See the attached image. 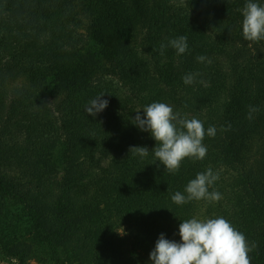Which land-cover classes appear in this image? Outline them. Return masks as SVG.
Wrapping results in <instances>:
<instances>
[{"label": "trees", "instance_id": "16d2710c", "mask_svg": "<svg viewBox=\"0 0 264 264\" xmlns=\"http://www.w3.org/2000/svg\"><path fill=\"white\" fill-rule=\"evenodd\" d=\"M247 2L0 0V161L26 162L17 180L0 177V212L19 207L46 254L32 255L36 264H153L161 233L180 242L182 221L219 216L256 244L251 264H264V166L251 165L264 149V40L243 37ZM136 26L143 51L126 42ZM181 35L188 49L177 54L169 41ZM189 73L199 75L186 85ZM102 93L108 106L87 114ZM152 102L205 130L222 124L205 135L204 159L185 158L175 173L156 160L155 139L134 123ZM250 106L259 109L251 120ZM133 146L148 155H133ZM58 149L69 166L62 182ZM209 168L219 174L209 188L219 201L173 202ZM24 247L14 255L28 257Z\"/></svg>", "mask_w": 264, "mask_h": 264}, {"label": "clouds", "instance_id": "9594fccd", "mask_svg": "<svg viewBox=\"0 0 264 264\" xmlns=\"http://www.w3.org/2000/svg\"><path fill=\"white\" fill-rule=\"evenodd\" d=\"M242 15L244 39L251 42L264 40V4L248 0ZM169 44L177 54H184L188 49L187 37L184 35L171 39ZM165 47L164 44L160 45L161 54ZM197 60H207L211 63L205 56H198ZM197 75L199 73H189L183 77V82L186 85L192 84ZM104 94L90 100L85 107L87 114L95 117L108 106L109 101L102 99ZM258 111L257 107L250 106L247 118L251 120L252 114ZM134 123L141 130L151 133L156 141V146L152 149L156 160L170 173L178 172L185 158L204 159L207 155V147L203 144L204 137H214L217 131L215 126H209L205 130L203 121L196 117L189 119L174 112L173 107L164 102L146 105L143 108V116L138 110ZM228 128H231L230 124ZM130 151L133 155L145 157L149 149L133 146ZM218 179L219 174L214 173L211 168L197 173L196 177L187 183L184 193L177 191L171 199L178 205L201 199L209 202L219 201L222 198L219 192H209V188ZM120 233L124 234V230ZM179 236L181 240L177 242L165 238L163 233L160 234L155 248L150 253L153 264H251L249 253L256 248L254 242L249 245L244 233L222 216L184 220L179 224Z\"/></svg>", "mask_w": 264, "mask_h": 264}, {"label": "rangeland", "instance_id": "374dc122", "mask_svg": "<svg viewBox=\"0 0 264 264\" xmlns=\"http://www.w3.org/2000/svg\"><path fill=\"white\" fill-rule=\"evenodd\" d=\"M83 29V28H82ZM140 27H135L132 30V35L130 39L126 38V42L128 44L132 45L134 48H137L139 51H143L144 49H147L144 45L138 44L140 39L142 40V35L138 36ZM82 33H86L85 28L82 30ZM140 32H142L140 30ZM139 37V38H138ZM254 50V48H251ZM141 53H146V50ZM253 58V57H252ZM22 81V80H20ZM218 130L216 132H223V126L221 123L217 124ZM263 134V132H261ZM220 134V133H219ZM224 134V133H223ZM254 144V141H253ZM258 144H260V141L258 140ZM57 149V147L55 148ZM61 151V154L59 152ZM63 154L62 149H58L56 155H54V158L56 156L57 160H55L56 164H58L59 170L56 172V178L59 180V182H62L63 177H65L66 170L69 169V166L67 165V159L64 157H61ZM258 154V153H257ZM67 157V154H66ZM54 161V159H53ZM5 162L4 161H0ZM89 163L90 160L87 161L86 167L89 169ZM3 165V170L0 172V177L1 179H9L10 177L12 178V181L17 180L15 176L21 177V172L23 167L25 166L26 162L22 160V164H19L17 166L13 165H8L4 164ZM251 165L256 166L257 169L261 168L263 169L264 166V149H261L257 157L251 161ZM94 166V164H93ZM26 167V166H25ZM24 167V168H25ZM93 173H98L101 170L95 171L94 169ZM55 176V174H53ZM90 180L89 175L85 178V181ZM60 188V187H59ZM59 188L56 187L55 192H59ZM50 198V197H49ZM55 199V196H53ZM52 205L54 206L53 202ZM119 233L120 231H123L122 228H119ZM33 238V235L31 234L30 228H29V223L27 220L23 218V215L21 214V211L18 206H14L11 203H8L7 206H5L1 212H0V264H36L37 258L35 256H40L42 258V255L46 257L44 249L41 248V245L36 242ZM5 244V245H4ZM25 246L24 249L29 251V256L28 257H21L22 255H14V252H19L17 251L16 247H21ZM11 248L12 252L9 250ZM74 250V249H73ZM73 250L71 251L73 253ZM35 255V256H32ZM17 256V257H15ZM23 260L24 263H23ZM65 264H71L70 262H67Z\"/></svg>", "mask_w": 264, "mask_h": 264}]
</instances>
